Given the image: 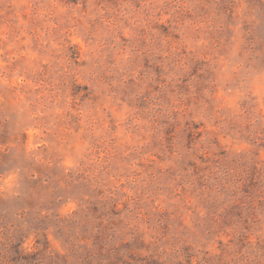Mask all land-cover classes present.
I'll return each instance as SVG.
<instances>
[{
	"label": "rangeland",
	"instance_id": "374dc122",
	"mask_svg": "<svg viewBox=\"0 0 264 264\" xmlns=\"http://www.w3.org/2000/svg\"><path fill=\"white\" fill-rule=\"evenodd\" d=\"M0 264H264V0H0Z\"/></svg>",
	"mask_w": 264,
	"mask_h": 264
}]
</instances>
